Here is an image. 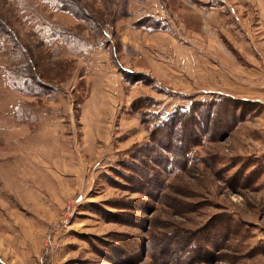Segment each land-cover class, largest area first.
<instances>
[{
    "label": "rangeland",
    "instance_id": "obj_1",
    "mask_svg": "<svg viewBox=\"0 0 264 264\" xmlns=\"http://www.w3.org/2000/svg\"><path fill=\"white\" fill-rule=\"evenodd\" d=\"M68 1L0 0V264H155L181 231L217 237L199 264H264V0ZM213 96L245 121L141 193L151 133Z\"/></svg>",
    "mask_w": 264,
    "mask_h": 264
},
{
    "label": "trees",
    "instance_id": "obj_2",
    "mask_svg": "<svg viewBox=\"0 0 264 264\" xmlns=\"http://www.w3.org/2000/svg\"><path fill=\"white\" fill-rule=\"evenodd\" d=\"M63 7L78 17L84 16L83 19L88 21L91 19L77 0H69L66 4L63 3ZM22 80V84L32 94L45 87L34 75L23 76ZM213 97L216 98L209 102L193 103L189 109H179L165 121H160V125L151 133V143L143 153L145 157L140 161L144 169L133 170L138 175L137 183H141V193L145 192L147 197L157 201L163 200L161 192L167 188V183L162 179V173L188 170L192 164L189 160L194 149L206 142H215L228 136L240 122L245 121L246 117L239 113L241 105H244L242 102L221 96ZM202 233L205 232L181 231L175 235H165L161 239L153 236L148 242L151 258L155 264H171L169 256L172 257V254L169 247L175 246L178 258L174 264H199L204 261L200 260V256L206 258L207 241L214 242L217 239L210 232L207 236ZM163 244L164 251H169V256L161 253L163 249L160 246Z\"/></svg>",
    "mask_w": 264,
    "mask_h": 264
},
{
    "label": "crops",
    "instance_id": "obj_3",
    "mask_svg": "<svg viewBox=\"0 0 264 264\" xmlns=\"http://www.w3.org/2000/svg\"><path fill=\"white\" fill-rule=\"evenodd\" d=\"M259 10H256V12H258ZM259 13V12H258ZM260 14L264 16V10L260 9ZM256 29H259L258 31V36L256 38H259L260 41V51L258 48V45H256V43L254 44L256 47L255 49H258L257 54L253 57V59H245L247 62H249L253 68H251V70H253V72H257L258 71V67L259 65L264 64V59H263V55L261 53V48L264 45V23L262 22V20H260V24L256 27ZM246 53L250 54L249 52L245 51ZM251 55V54H250ZM255 58V59H254Z\"/></svg>",
    "mask_w": 264,
    "mask_h": 264
}]
</instances>
